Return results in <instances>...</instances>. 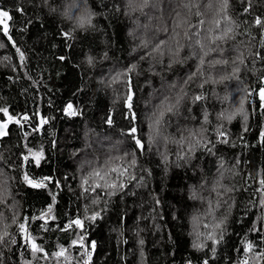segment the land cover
I'll list each match as a JSON object with an SVG mask.
<instances>
[{
  "label": "trees",
  "instance_id": "16d2710c",
  "mask_svg": "<svg viewBox=\"0 0 264 264\" xmlns=\"http://www.w3.org/2000/svg\"><path fill=\"white\" fill-rule=\"evenodd\" d=\"M0 10V264H264V0Z\"/></svg>",
  "mask_w": 264,
  "mask_h": 264
},
{
  "label": "snow or ice",
  "instance_id": "6c2138e0",
  "mask_svg": "<svg viewBox=\"0 0 264 264\" xmlns=\"http://www.w3.org/2000/svg\"><path fill=\"white\" fill-rule=\"evenodd\" d=\"M225 3H226V0H225ZM19 11L22 12L23 10L20 9ZM9 20H11V16H10L9 12L7 10H0V25H3V32H4L5 35L8 34V24L6 23V21H9ZM90 23H91V14L90 13L85 14V15H83V16H81L79 18V25H80V27H84L85 24H90ZM255 23L257 25H260L262 23V21L259 18H257L256 21H255ZM65 35H67V34H65ZM9 39H10V37H9ZM17 51L19 52V49H17ZM21 59H23V54L22 53H21ZM259 97H260V100L261 101H264V88H261L259 90ZM197 99H199V97H197ZM128 100H129V107H131V104H130L131 96L128 97ZM71 109H72V105L69 104L67 106V110H71ZM0 112H2L4 114V116H7V122L8 123H10V122L13 121V117L11 115H9L8 110L6 108L0 109ZM69 114H74V113L71 112V111H69ZM24 119L27 120L28 117L25 116ZM16 122L19 123L18 120ZM108 122L111 123L110 120ZM6 127H7V123H0V135L6 134V133L3 132V129H5ZM135 131H136L135 128H132L131 129V132L132 133H135ZM261 135H262V137H264V133H261ZM136 144L139 147H141V148L143 147V145L141 144V142L138 139L136 140ZM33 155H34V157L36 159L37 164H39V159L41 158L42 153H34ZM25 159L27 160L28 157H25ZM133 163H135V161H133ZM113 171H115V169H113ZM97 175H99V173H97ZM24 179L32 187H44L45 186L44 183H43V181H33V180H30L27 175H25ZM45 179H47V178H45ZM261 183L264 184V181H262ZM97 187H99V185H97ZM108 187L115 188L116 187V184L113 183L111 185H108ZM121 187H122V185H121ZM49 211H51V209H49ZM90 219L95 220L96 219V216L93 215L92 217H90ZM72 224L76 225L77 227H83V221H81L80 219H76V220L72 221L71 224L69 225V227H71ZM19 227H20L21 231H25L26 232V228H25V225L23 223H21L19 225ZM26 239H27V237H26ZM209 239H211V236L209 237ZM73 243H76V242L73 241ZM141 243H143V242L141 241ZM196 246L199 247V245H196ZM92 247L93 248L95 247V243L94 242L92 244ZM248 247L250 249L251 248V245H249ZM32 250H33V252L42 251V249L39 248L35 244L34 241L32 242ZM56 255L57 256L63 255V250L61 252L56 253ZM205 264H207V261H205Z\"/></svg>",
  "mask_w": 264,
  "mask_h": 264
},
{
  "label": "water",
  "instance_id": "95a60500",
  "mask_svg": "<svg viewBox=\"0 0 264 264\" xmlns=\"http://www.w3.org/2000/svg\"><path fill=\"white\" fill-rule=\"evenodd\" d=\"M129 96H131L132 97V93H131V91L129 92ZM129 101V100H128ZM68 110H67V108L65 109V113L67 112Z\"/></svg>",
  "mask_w": 264,
  "mask_h": 264
},
{
  "label": "built area",
  "instance_id": "2783aa9c",
  "mask_svg": "<svg viewBox=\"0 0 264 264\" xmlns=\"http://www.w3.org/2000/svg\"><path fill=\"white\" fill-rule=\"evenodd\" d=\"M89 258V256H85V259H88Z\"/></svg>",
  "mask_w": 264,
  "mask_h": 264
}]
</instances>
